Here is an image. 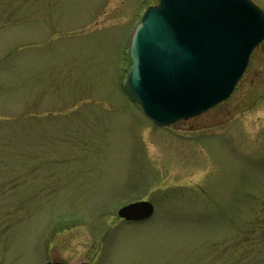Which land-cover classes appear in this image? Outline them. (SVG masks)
<instances>
[{
  "label": "rangeland",
  "instance_id": "374dc122",
  "mask_svg": "<svg viewBox=\"0 0 264 264\" xmlns=\"http://www.w3.org/2000/svg\"><path fill=\"white\" fill-rule=\"evenodd\" d=\"M157 3L0 0V264H264V41L227 100L157 127L123 88ZM135 201L153 216L120 219Z\"/></svg>",
  "mask_w": 264,
  "mask_h": 264
},
{
  "label": "water",
  "instance_id": "95a60500",
  "mask_svg": "<svg viewBox=\"0 0 264 264\" xmlns=\"http://www.w3.org/2000/svg\"><path fill=\"white\" fill-rule=\"evenodd\" d=\"M263 39L264 14L250 0H159L132 32L127 89L158 126L189 119L230 96ZM152 213L146 201L118 212Z\"/></svg>",
  "mask_w": 264,
  "mask_h": 264
},
{
  "label": "flooded vegetation",
  "instance_id": "af4514ba",
  "mask_svg": "<svg viewBox=\"0 0 264 264\" xmlns=\"http://www.w3.org/2000/svg\"><path fill=\"white\" fill-rule=\"evenodd\" d=\"M254 1V0H253ZM255 2V1H254ZM47 262H50V261H47ZM53 262H59V263H63V264H67L66 262L64 261H53ZM81 264V263H80Z\"/></svg>",
  "mask_w": 264,
  "mask_h": 264
}]
</instances>
